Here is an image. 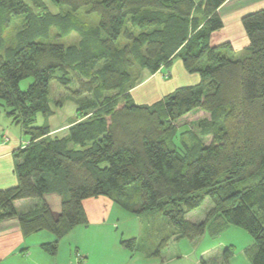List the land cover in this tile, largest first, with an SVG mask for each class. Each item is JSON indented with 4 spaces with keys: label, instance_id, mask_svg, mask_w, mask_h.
Masks as SVG:
<instances>
[{
    "label": "trees",
    "instance_id": "trees-1",
    "mask_svg": "<svg viewBox=\"0 0 264 264\" xmlns=\"http://www.w3.org/2000/svg\"><path fill=\"white\" fill-rule=\"evenodd\" d=\"M53 1L70 13L39 14L27 0H0V107L30 136L15 152L18 183L0 189V221L17 217L26 234L53 232L56 240L44 248L54 254L62 238L89 224L84 202L104 197L133 214L159 211L169 219L174 229L159 256L171 241L216 237L237 225L253 238L245 249L251 264H264V7L241 18L247 52L234 58L221 50H232L230 41L212 42L225 25L219 9L227 0ZM84 6L98 15L96 26L73 22ZM16 16L25 17L24 29L15 45H6ZM53 26L65 34L76 29L80 44L35 40ZM121 38L130 43L119 46ZM178 57L200 82L150 105L135 103L131 90L142 81L132 82L130 68L154 74ZM69 74L78 79V93L92 98L78 107L68 134L52 136L34 121L53 113L51 84L67 86ZM29 77L33 82L22 89ZM191 123L200 133L194 151L169 146L167 135ZM55 194L58 214L47 200ZM23 198L42 202L18 213L14 202ZM207 198L213 205L205 215H191ZM121 243L136 248L135 237ZM232 254L230 246L213 248L200 264H231Z\"/></svg>",
    "mask_w": 264,
    "mask_h": 264
},
{
    "label": "rangeland",
    "instance_id": "rangeland-1",
    "mask_svg": "<svg viewBox=\"0 0 264 264\" xmlns=\"http://www.w3.org/2000/svg\"><path fill=\"white\" fill-rule=\"evenodd\" d=\"M27 1L33 7V10L39 14L46 12L66 16L71 11V7L68 5L59 4L53 0H42V6H36L32 0ZM261 7H264V0H227L220 10L225 28L223 27L224 29L212 35L213 44L215 42L230 41L232 50L221 49L222 52L230 57L243 58L247 52L248 38L242 26L241 18L246 13ZM72 20L75 24H81V27L87 29L96 26L99 22V17L95 12L90 11V6H84L78 11L73 12ZM25 22L24 16H16L14 18L11 26L5 32L6 45L16 44L18 33L24 29ZM133 31L136 34L140 32L138 29H134ZM81 39L82 34L76 29L65 34L58 26L51 27L47 34H40L35 38V40L42 42H58L65 47L78 46ZM126 43L130 42L125 38L119 40V46H123ZM178 63H181L179 57L171 65L173 67V76L169 74V70L172 69L171 67L163 68L161 75L165 79L160 76L159 83H157L160 88L163 87L160 94L158 92L159 88L157 90L158 93H152L155 81H151L147 84L148 86L136 90L132 96V100L135 103L150 105L180 86L195 85L200 82L199 73L184 74L182 70L183 65L181 64L180 66ZM130 71L132 73V82L135 81V83L143 81L150 75L147 70H143L138 65L131 67ZM57 73L59 75L62 74L61 71ZM68 77L70 78V82L67 86H64L57 80H54L51 84L50 105L53 113L48 116L38 113L34 121L35 126L48 125L52 136L57 135L62 137L68 134L70 123L79 118L78 107L85 98H92L91 95H80L78 93L79 83L75 75L69 74ZM32 82L33 78L29 77L22 80L20 86L22 89H27ZM148 88L150 89L149 92L147 91ZM0 111V125H3L6 130L9 129L10 134L15 131L21 135L23 137V147H25L30 141V136L25 133L20 124L14 123L12 117L7 114L4 108L0 107ZM199 136V129L194 123H191L187 126L176 127L175 131L167 135V143L182 153H186L187 151L189 153L194 151V145L198 142ZM54 197L60 200L59 195L55 194ZM33 199H38L39 204L42 202L39 198ZM212 205L211 199L207 198L202 206L192 212L191 215L201 218ZM85 209L87 210L86 206ZM110 217L105 226H103L104 229L100 228V230L102 229L106 235H113L114 238L111 237L116 245L119 242L118 238L123 236V234H127L123 236L127 239H130L129 237L132 234L138 236L135 237L136 248L134 250L124 248L125 254L120 256L125 264H138L137 262L144 261L145 259L152 261L159 260L164 264H199V259L205 249H213L220 246H223V248L227 246L232 247L231 264H251L245 253V249L253 242V238L246 229L237 225H230L216 237H212L206 233L194 241L187 238H181L176 242L171 241L163 249L162 256H159L156 254L159 244L174 229L169 219L163 213L150 211L137 215L113 203ZM98 233L99 228L81 229L79 231V235L85 238L81 239V242H88V245L94 249V255L91 256L92 259L99 257V254L104 251L103 248L109 250L108 248H112L114 244L111 239V241L108 240L101 245L99 243L95 245V235Z\"/></svg>",
    "mask_w": 264,
    "mask_h": 264
},
{
    "label": "crops",
    "instance_id": "crops-1",
    "mask_svg": "<svg viewBox=\"0 0 264 264\" xmlns=\"http://www.w3.org/2000/svg\"><path fill=\"white\" fill-rule=\"evenodd\" d=\"M222 8L223 5L219 10ZM215 44H218V42H215ZM179 60L181 63H178V65L181 66L182 64L184 74H188L189 72L184 67L182 60ZM163 68L164 67L154 74H150L141 83L132 88V96L136 90L148 86L147 84L151 81H155L153 87L156 90L153 89L152 93L155 94L159 92L160 94L163 87L160 88L157 83H159L158 80H160V76L164 78L161 75ZM171 68L169 74L173 76V67ZM158 88L159 91L157 92ZM148 89L147 91L149 92L150 89ZM23 146V137L21 135L17 134L15 131L10 134L9 129L6 130L3 125H0V189L14 186L18 183L15 152L19 147ZM37 200L38 199L33 198L18 199L14 202V205L18 213H23L37 206L39 204ZM47 200L53 208L54 213L58 214L60 210V200L54 197V195L49 196ZM84 205L87 208L86 211L90 218L89 224L75 227L68 235L62 238L54 254L44 248V244L56 240V235L53 232L41 230L26 234L23 232L17 217L0 221V264H125L120 257L125 254L124 248H126L122 245L121 239L127 234H123V236L119 237V242L116 245L112 239L113 235H106L102 229L100 230V228L105 226L107 220L111 218L110 214L113 203L106 198L98 197L87 199ZM92 228H99V233L95 235V245L98 243L101 245L103 242L106 243L108 240L111 241V239L114 242L112 248H108L109 250L103 248L104 251L101 252L102 254L100 253V256L95 259L91 257L94 255V249L88 245V242H81V239L85 238L79 235L81 229L88 230ZM133 237L138 236L132 234L129 238ZM208 250H210V248L205 249L202 254ZM137 263L164 264L159 260L152 261L150 259H145Z\"/></svg>",
    "mask_w": 264,
    "mask_h": 264
}]
</instances>
